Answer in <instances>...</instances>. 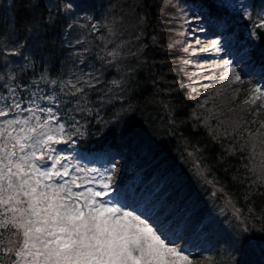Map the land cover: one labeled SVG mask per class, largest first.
<instances>
[{
  "label": "trees",
  "instance_id": "obj_1",
  "mask_svg": "<svg viewBox=\"0 0 264 264\" xmlns=\"http://www.w3.org/2000/svg\"><path fill=\"white\" fill-rule=\"evenodd\" d=\"M64 2L52 0L58 6L46 9L34 0H0V63L31 64L20 83L37 80L44 93L58 92L61 82L99 68L98 55L114 51V63L123 71L109 68L103 79L106 84L121 80L123 91L113 87L99 122L90 118L83 135L68 128L75 148L113 154L123 161L125 180L134 177L175 192L174 202L190 210L193 225L204 227V264H264L261 157L253 158L242 142V135L256 131L218 108L221 95L212 76L204 77L189 63L179 65L177 73L166 72L169 56L158 37L159 14L169 3L184 7L177 0H71L69 14L62 10ZM249 5L258 14L264 0ZM83 8L87 20L78 15ZM49 14L55 24L44 22ZM90 20L94 26L86 25ZM80 21L86 24L81 27ZM41 75L57 84H45ZM5 80L0 79V95L8 96ZM17 94L22 104L29 98L20 89ZM20 238L0 230V264L14 262Z\"/></svg>",
  "mask_w": 264,
  "mask_h": 264
},
{
  "label": "snow or ice",
  "instance_id": "obj_2",
  "mask_svg": "<svg viewBox=\"0 0 264 264\" xmlns=\"http://www.w3.org/2000/svg\"><path fill=\"white\" fill-rule=\"evenodd\" d=\"M34 4L37 7L44 4L46 9L49 4L58 6L52 0H34ZM72 7L71 0H65L62 10L70 14ZM44 22L55 24V17L49 14ZM258 27L264 28V19ZM219 44V40H213L212 48ZM239 54L242 58L250 57L252 52L241 49ZM117 59L114 51L100 54L99 68L82 72L74 81H63L58 92L50 90L47 94L37 80L20 83L23 80L20 74H26L33 65L13 68L10 63L14 62L0 63V79L7 76L2 86L8 93V96L0 95V102L11 99L0 108V117L9 116L10 110L30 113L23 119L0 121V230L21 237L14 244L13 264H192L176 246L182 236L162 232L143 219L118 214L117 208L104 206L97 198L108 195L107 191L89 188L85 196L83 192H73L68 181L56 182L69 175L63 165L67 157L52 155L57 151L53 145L66 143L70 138L66 125L73 133L83 135L82 129L90 123V118L99 122L104 105L113 98L109 95L113 87L123 91L121 80L112 79L106 84L103 79L109 68H115L118 73L123 71L114 63ZM230 65L231 60L225 61L226 68ZM39 79L45 84H57L55 79L48 81L43 75ZM235 80L239 82L241 77L236 75ZM10 81H16L15 85L9 87ZM17 89L29 94V107H21L23 101ZM40 100L46 101V106L40 107ZM249 102L251 99L245 101ZM38 113L44 114L43 119ZM242 142L253 158L261 157L260 178L264 181V133L249 131L242 135ZM46 158L52 161L50 167L36 163ZM251 171H256V167ZM198 174L203 172L198 170ZM110 180V176L101 177L100 187L110 188ZM71 184L80 187L75 179Z\"/></svg>",
  "mask_w": 264,
  "mask_h": 264
},
{
  "label": "rangeland",
  "instance_id": "obj_3",
  "mask_svg": "<svg viewBox=\"0 0 264 264\" xmlns=\"http://www.w3.org/2000/svg\"><path fill=\"white\" fill-rule=\"evenodd\" d=\"M177 2L181 6L180 8L184 7V9H178L175 6L176 3H169L159 14L157 22L161 47L169 56L164 61L166 72L168 74L177 73L179 65H187L189 63L188 65L202 71L204 77L212 76V81L216 85L215 88L221 92H219L221 97L219 98L220 104H217L218 108L224 112L230 111L234 118L241 120L248 130L264 131V97L262 102L258 103L260 94L254 91L255 89L261 90L263 83H255L252 90L241 95L238 92V88L234 85L235 76L238 74L232 68V65L226 68L224 66L225 61L215 60L212 55L206 54L207 50L204 46L198 45L199 37L204 35V33L192 30L193 25L198 24L192 16V12L202 4V0H177ZM209 3L213 10L216 11V16H219L231 27L242 30V35L251 39L259 49H264V43L259 40L255 32V28L258 27L261 19H264V9L258 14H253L249 0H209ZM84 9L78 11L79 16L84 14ZM82 17V20H87L84 15ZM209 21L213 27L216 25L215 22ZM84 24L86 23L81 22V27ZM86 25L94 26L95 20H90L89 24L87 23ZM260 29L264 30V28ZM202 30L205 31L203 27ZM228 60L232 61V57ZM250 99L251 102L245 103L246 100ZM10 102L11 99H8V102H0V108H3L5 103ZM38 103L40 107H44L47 104L46 101L42 100L38 101ZM29 106V98H27L21 107L26 108ZM29 115L30 113L28 112L10 110L9 116L0 117V121L14 118L23 119ZM38 115L43 119V113H38ZM14 127L21 126L14 125ZM66 129L69 132L67 126ZM53 147L57 150L52 153L53 157L57 155L67 157L63 161V165L69 172L68 176L58 179L57 183L68 181L73 192H83L85 196L88 195L87 190L89 188L95 191H107L108 195L97 198L104 206L117 208L119 210L118 214H127L131 217L143 219L162 232L168 233L171 231L176 235L182 236L183 239L176 246L182 249L183 254L189 257L192 264H204L206 262L207 241L203 235L204 227L193 225L190 210L184 208L180 202L174 203L171 192L159 195L156 189H151L154 186L153 184L143 183L139 186L137 178H132L125 184L121 183L124 167L122 162L111 154L94 156L80 153L71 139H67L66 143L53 145ZM36 163L47 168L51 166L52 161L46 158L45 161H36ZM61 170L63 169L61 168ZM109 176L111 177L110 188L102 189L99 184L101 177ZM73 179L76 180L80 187L71 184ZM149 189L152 190L151 193L148 192ZM141 191H146V193H141ZM129 193L131 195H126ZM134 198L138 200L135 204H133ZM160 201H163L162 205L159 204ZM82 202L83 198L81 199ZM131 206L133 207L131 208ZM147 211H150L151 218L142 215L144 212L147 213ZM154 219H158L156 224L152 223Z\"/></svg>",
  "mask_w": 264,
  "mask_h": 264
},
{
  "label": "bare ground",
  "instance_id": "obj_4",
  "mask_svg": "<svg viewBox=\"0 0 264 264\" xmlns=\"http://www.w3.org/2000/svg\"><path fill=\"white\" fill-rule=\"evenodd\" d=\"M192 16L196 20V23H198L193 25L192 30L204 33V35L199 37L198 45L206 48V54L209 53L217 61H227L232 57V68L241 77L239 82L234 81V85L238 88V92L241 95L252 90L255 83H263V87L259 92L260 101L258 100V103H261L264 97V49H259L251 39L242 35V30L231 27L223 19H220L219 16H216V11L210 6L209 0H202V4L192 12ZM209 20L215 22L216 25L213 27ZM202 27L205 31L202 30ZM213 40L220 41L217 48H212ZM241 49H250L252 55L242 58L239 54ZM137 201L134 198L133 204ZM160 204H163V201H160ZM142 215L147 218L152 217L150 211L144 212ZM157 220L154 219L152 223L156 224ZM168 234H172V232L170 231ZM173 239H175V236H173Z\"/></svg>",
  "mask_w": 264,
  "mask_h": 264
},
{
  "label": "water",
  "instance_id": "obj_5",
  "mask_svg": "<svg viewBox=\"0 0 264 264\" xmlns=\"http://www.w3.org/2000/svg\"><path fill=\"white\" fill-rule=\"evenodd\" d=\"M255 31L257 32V34H258L259 38L261 39V41L264 43V30L256 27Z\"/></svg>",
  "mask_w": 264,
  "mask_h": 264
}]
</instances>
